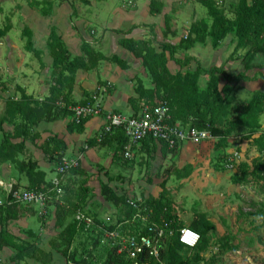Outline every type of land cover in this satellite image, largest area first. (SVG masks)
<instances>
[{
	"label": "trees",
	"instance_id": "trees-1",
	"mask_svg": "<svg viewBox=\"0 0 264 264\" xmlns=\"http://www.w3.org/2000/svg\"><path fill=\"white\" fill-rule=\"evenodd\" d=\"M207 10V15L211 19V24L205 20H200L191 25L189 35L180 39L177 44L157 42L154 37L146 40H135L125 37L134 27L128 31L115 32L123 34L120 45L141 61L147 78L152 88H146L141 81H137L134 87L136 98H129L128 102L137 115L145 107H152L158 102H166L169 109V124L181 127H195L198 130L208 131L216 140L214 148L216 150L225 149L228 140L239 137L241 140L249 141L259 154L264 152V130H262L260 117L264 114V93L253 91L246 100H238L237 92L240 82L261 79L264 82V0H237L232 5V16L226 10L218 7L215 0H196ZM162 3L158 0H150V10L159 14L162 11ZM74 13V11H73ZM167 18V17H166ZM234 41L233 51L229 58L236 56L242 65V71L237 74L226 72L222 66H213L204 69L198 62L195 69H186L172 72L168 68L169 61H175L181 68L187 66L192 60L186 56L183 60L176 59L175 54L180 50H189L196 43H204L208 38L212 47L216 48L221 41L227 37ZM48 46L52 58V81L49 88V96L39 100L32 95H28L24 89L18 88V98H8L5 101V110L0 121V161L9 162L15 166L18 173L24 174L27 179V189L41 190L51 186L46 181V173L42 171L37 161L31 158L18 160V155L26 151L25 143L35 144L39 142L41 136L34 131L42 121H54L59 118L73 116L69 107H74L78 103L71 99L75 75L78 70L89 71L95 68L98 63L104 60L116 63L120 68L126 69L124 61L117 56L110 58L95 50L88 44H83L84 56L72 57L65 48L61 36L54 29H51L48 36ZM261 56L260 63L256 58ZM255 71L249 76L248 72L254 68ZM207 74L208 79L204 87H200L199 78L201 74ZM91 96H88L83 103H91ZM91 117L81 118L76 121L74 118L67 123L68 132L81 133L84 124ZM6 122L11 125V131L5 130L2 126ZM115 141V152L119 159H123L124 148L127 138L121 129L105 136L101 141L93 138L88 141V146L94 144H106ZM145 144L153 142L147 138ZM164 147H166L164 145ZM66 144L56 136L48 137L40 146L45 158L53 162L57 167L62 165V155L66 151ZM226 162V161H225ZM224 162V166H225ZM69 171V172H68ZM63 174L57 173L62 187V196L59 201L50 202L54 206V228L58 231L55 237L50 238L49 245L56 253L65 258L67 264H84L83 255L89 250L86 246L88 241L96 243L101 231L96 227L85 228L78 223L74 217L68 221L76 211L84 212L87 199L91 189L86 186L87 177L80 179L77 183L78 194L74 199L72 186L75 182H69L71 186L65 184V174L68 172L74 175L82 174L78 167L70 168ZM166 172H170L168 169ZM261 181L264 179V160L259 155L250 163L240 162L238 171L231 176L233 184H244L247 178ZM167 180L160 184L161 191L157 197H148L140 203L128 205L127 216L141 212L146 215L149 222L157 225L166 224V230L172 231V235L166 234L161 242L158 259L150 257L147 253L140 254L136 259V264H188L183 259L180 250L183 245L178 241V230L189 227L200 235L197 248H204L205 237L213 224L203 215H196L190 225H185L178 213L171 206L166 189ZM101 194L108 202L117 203L124 201V195H116L106 184L101 185ZM17 203L10 202L0 206V250L3 247L11 248L15 251L14 261H21L27 257L34 256L35 251L29 252V246L33 243L21 241L6 229L9 220L18 218ZM85 213V212H84ZM87 214V213H86ZM89 215V214H87ZM90 216V215H89ZM92 217V216H91ZM97 224L101 220L92 217ZM113 226L107 227L113 230ZM146 233L147 225L133 227L131 232ZM86 234L82 242L74 245L78 234ZM100 241V240H99ZM29 245V246H28ZM195 247V248H196ZM82 249L79 253L78 249ZM104 264H135L125 253H117L114 247ZM50 260V254L48 255Z\"/></svg>",
	"mask_w": 264,
	"mask_h": 264
},
{
	"label": "crops",
	"instance_id": "crops-1",
	"mask_svg": "<svg viewBox=\"0 0 264 264\" xmlns=\"http://www.w3.org/2000/svg\"><path fill=\"white\" fill-rule=\"evenodd\" d=\"M62 1L63 2H59L57 5L53 4L50 12L46 13V15H40L36 10L29 16V21H31L33 24L36 23V30H34L33 24L30 23L28 25L29 30L32 33V49L36 52V54L45 53V51L38 46V42L36 40L37 35L39 33L42 34V41L44 42L45 49L48 50L49 32L51 29H54L55 32L61 36L65 48L69 51L72 57L84 56V51L82 48L83 44L90 45L92 48L101 52L108 58L117 56L119 59L125 62L127 66L126 69L120 68L116 63L104 60L98 63V65L92 70H78L75 75L71 99L79 104L83 103V101H85L88 96L95 95L104 112L113 111L125 116L133 115L134 111L131 108L128 99L136 98V94L134 92L136 82L138 80L141 81L146 88H152V85L147 80L148 78L141 65V61L135 58L120 45V39L123 38L124 35L115 31L120 30L122 32H126L131 27H134L125 37H131L138 41L154 37L157 42H166L175 45L180 41L176 28V24L179 22L180 14L178 15L177 13L179 12L178 10L180 8L186 7L187 2H185V0H158L162 3L163 7L161 13L155 14L150 10V0H130L128 5L125 7L126 12L127 10L129 12L122 14V26H110L109 24H106L102 34L96 41L93 42L91 38H89L85 33V25L88 23V21L79 18V16H74L73 18L71 16L72 7H70L71 5L68 6L70 0ZM83 1L85 4H90L91 0ZM188 10H191V25L200 20H205L208 25L211 24V19L209 16L199 19L197 9L189 8ZM140 16L141 18L139 19ZM43 23L45 25H42ZM43 27H45V29ZM170 36L172 37L171 39ZM223 41H226L227 48L230 45L234 46V41L231 37H227ZM223 41H221L219 45L214 48L211 46L210 41L207 38L204 43L198 42L189 49L192 50L195 48V46H199L197 47L199 53H192L186 56L192 58L190 62L201 61L200 58L202 57V52L204 49H206L205 45L209 44L210 48H212L211 50H216L215 54H219L221 56L222 60L219 66H222L223 69L228 73L237 74L243 69L240 61L236 57L241 53L238 52L233 57V59L229 58L233 51L232 48L231 53L225 56L227 58L224 59L222 52L217 51ZM189 50H186V52ZM49 58V63L42 59V66H40L41 68L39 67L40 69L35 72L32 77H28L25 83L21 85V88L24 89L28 95H32L34 98L39 100L49 96V88L53 84L52 58ZM170 62L175 63V61H169L168 68L170 67ZM200 65L204 69L213 67L211 66L206 68L204 67L205 65L201 63ZM231 66L236 68L235 71L237 72H232L227 69V67L229 68ZM176 67L177 68L173 69L172 72L185 70L183 69L185 67L181 68L178 64H176ZM191 70H193V68H191ZM248 75L251 76L253 74L248 72ZM260 80L261 79L240 82L239 89L250 87L251 91H249V96L253 91H260L264 93V83L262 84V81ZM254 87H260V89L263 91L260 89L254 90ZM70 108L71 107H69V110ZM72 118L73 116H68L54 121H42L37 127L34 128V131L38 132L41 136L39 142L32 144L31 142L27 141L25 143L26 155L28 158L37 161L39 168L46 173L47 182L52 181L57 176L56 170L58 167L53 162H50L45 158L40 146L44 140L52 136H56L66 144L67 148L62 155V159L66 161L76 160L79 168L83 171L82 174L77 176L69 173V177H72V181L70 182L77 183L80 179L87 177L88 180L86 186L92 189V191L93 188L100 187L102 184L108 185L118 196V188H131L132 190L128 191L127 194H130V192H133L134 190L136 192V189H139L140 193L138 199L143 200L150 196L157 197L161 191L160 184L164 179L167 180L165 187L169 192V186L171 183L169 178L172 175L182 179L183 181L190 180L191 176H193L189 174V172H185L183 169H181L182 166L180 165L185 163V159L190 155L188 152V143L180 144L173 150H169L161 143L153 141L145 144V141H143L141 145L132 147V157L130 159H125L123 157V160L119 159L117 153L115 152V141H111L106 144H94L92 146H88V141L96 138L102 129V126L105 122L102 115L91 117L84 124V129L81 133H70L67 131L66 125L71 121ZM200 152H202L201 149L196 151V153H199V155H197L198 157H200ZM168 168H171L169 174L168 172L166 173L167 175H170L169 177L164 175L159 176L160 171L162 172L164 169L168 170ZM49 171H53L51 178H48L47 172ZM14 174H16L15 169L11 167V163L0 161V198H2L5 193L3 186L8 187L11 185L13 187L12 183H9L8 180L6 181L4 179V176L13 177ZM123 176L125 179H123ZM158 176L160 178H158ZM121 181L124 182L121 183ZM22 184L26 186L28 185L27 179H25V177L23 178ZM217 187V183L213 180L198 179L197 189H200L198 190V193H200L204 198H208L207 196L209 194V196H211V191H213L212 189H216ZM235 187L236 184L228 188L231 190ZM92 204V202L87 201L85 209L91 210L92 212L101 213L103 211L105 212L108 207L106 204H96L93 207ZM44 207L46 208L48 214L52 215V222L54 225V206L52 204H45ZM175 211L178 213L181 221L185 225H190L196 215H203L207 220L212 222L210 216L208 215L209 211L206 207L205 201L198 203V207H196L195 212L180 213L177 208ZM31 215L32 213L23 214L20 212L17 219L9 220L7 222L6 229L9 233L13 234L21 241L33 243L31 239L26 238L29 234L27 232L28 229L26 226L28 220L31 218ZM102 218L103 220L101 222L104 223L106 227L113 226V230L119 232L122 235L129 234L133 227L137 228L140 224L146 226L149 223H153L149 222L147 216L141 214V212H137L136 214L131 215V217H128L125 214H117L116 216L111 217V220L109 219V221L105 219V215L102 216ZM115 220L118 221L111 223ZM45 232V228H41L39 232L30 231V235L33 236L34 234L35 238L38 236L40 238V243L36 242L30 244V246L28 245V250L35 251L36 254H34V256L27 257L24 260L17 262L13 260L15 258V251L11 248L3 247L0 250V264H58V254L52 250L49 245V241L43 242L44 240L42 237L44 236ZM102 234L103 233H100L101 239H103ZM104 240V244L109 245V241L107 239ZM49 254L50 260H48ZM182 258L185 259L183 256ZM106 259L107 255L103 257V260Z\"/></svg>",
	"mask_w": 264,
	"mask_h": 264
},
{
	"label": "rangeland",
	"instance_id": "rangeland-1",
	"mask_svg": "<svg viewBox=\"0 0 264 264\" xmlns=\"http://www.w3.org/2000/svg\"><path fill=\"white\" fill-rule=\"evenodd\" d=\"M129 1L130 0H91L90 4H85L83 0H70L68 6L71 5L70 7H72L71 16L73 18L74 16H79V18L88 21L85 25V33L94 42L102 34L106 24H109L110 26H122V14L129 12L128 10L126 12L125 9ZM195 1L196 0H185V2H187L186 7L178 10L179 12L177 14L180 15L176 28L179 39L185 38L189 35V29L191 27L190 23L192 22V17L190 15L191 10L189 11V8L197 9L199 19L208 16L206 8ZM59 2L63 1L0 0V121L2 120L5 110V101L8 98H18V88L25 83L28 77H32V75L41 68L42 59L47 63L50 61V48L48 50L45 49L41 33L37 35L36 40L38 46L42 48L45 53L36 54L32 49V33L28 27L31 23V21H29V16L36 10L40 15H46V13L50 12L53 4L57 5ZM215 2L218 7L226 10L227 14L232 16L231 7L237 2V0H215ZM170 17L168 18L171 19ZM35 25L36 23L33 24L34 30H36ZM42 25L45 24L43 23ZM43 28L45 29V27ZM171 38L172 37L170 36V39ZM205 46L206 49L202 52L203 58L201 57V61L199 62L204 64V67L206 68L215 65L219 66L222 60L221 56L219 54L216 55V50H211L212 48H210L209 44ZM197 47L199 46H195L194 49L189 50L188 52L180 50L175 58L183 60L188 54L199 53ZM226 48V41H223L217 50L222 52L224 59L227 58L225 56L231 53L233 45H230L227 49ZM239 53H243V51H240ZM260 58L261 56L256 58L257 63H260ZM197 63L198 62L196 61L190 62L183 69L186 70L188 68H193L194 70ZM169 68L173 71V69L177 67L174 62H170ZM227 69L232 72H237L235 71L236 68L232 66L229 68L227 67ZM258 70L259 69L256 67L250 71V74H254V72ZM262 71L264 72V70ZM207 79L208 76L205 73L200 76V87L205 86ZM263 83L264 82L262 81V84ZM260 87H254L253 89L259 90ZM249 91H251L250 87L239 89L237 92V99H248ZM260 122L262 130H264V114L260 117ZM2 127L7 131H11L12 129L11 125L6 122L3 123ZM1 138L2 135L0 133V140ZM215 142L216 140L214 138L205 141L186 142L189 146L188 152L190 155L185 159V163L180 165L182 166L181 169L185 172H189V174L193 176L190 175L191 178L187 181H183L174 175L169 178L171 183L169 186L168 199L171 206L175 209L177 208L180 213L195 212L198 203L205 201L206 207L209 211L208 215L213 224V228L209 229L205 237V246L202 250L197 247L190 249L183 246L180 250V254H182V256L188 261V264H264V179L261 181H255L248 177L244 184H236V187L231 190L228 188L234 186L231 181V176L238 171V164L240 162L250 163L259 155L264 160V152L259 154L255 146L249 141L241 140L239 137L229 139L228 145L225 149L216 150L214 148ZM199 149L203 152H200V157L197 156L199 153H196ZM231 158L233 160L235 159L233 162L234 167L227 169L224 166V162ZM27 159L29 158L26 155V152L18 155V160ZM11 167L15 169L13 164H11ZM76 167H78V164L72 168ZM165 170L167 169H164L162 172L160 171L159 176L164 175L169 177L170 175H167ZM65 171H68V169ZM52 172L53 171L47 172L48 178L52 177ZM68 172L65 174L64 185L70 187L71 184H69V182L72 181V177H69ZM15 173L16 174H14L13 177L4 176V179L6 181L8 180L9 183H12L13 189L15 190L27 189V186L22 184L23 178L25 177L24 174L19 173V175L16 169ZM124 176L123 179L126 177ZM159 176L158 178H160ZM198 179L213 180L217 183L218 187L212 189L211 196H209V194L207 196L208 198H204L198 193V190H200L197 189ZM123 182L124 181H121V183ZM77 184L78 183H76L75 186H72L74 199L78 194ZM131 190V188H118V194L124 195L123 197H125L124 201L111 203L101 194V186L95 187L93 188V191L91 189L92 192L89 194L87 201L92 202L93 207L96 204H106L108 207L105 212L103 211L101 213L92 212L91 210L86 209L83 211L101 221L103 220L102 216L104 215L105 219L108 221L111 217H114L117 214L127 215V211L129 210L127 207L128 205H132L131 203L135 202L140 203V201L144 200L138 199L140 193L139 189H136V192L134 190L133 192H130V194H127L128 191ZM4 196L5 193L3 198ZM54 201V199L48 200L46 204H51L50 202ZM16 203L17 211L23 214L32 213L26 226L28 229L27 232L29 233L26 237L27 239H31L34 243H40L39 236L35 238L34 234L33 236L30 235V231L39 232L41 228H45L46 230L42 237L44 240L43 242H48L50 238L57 235L58 231L54 228L52 215L48 214L45 207L38 204ZM73 217L74 215L70 217L68 221H71ZM116 221L118 220L110 222L115 223ZM85 237L86 234L84 233L78 234L74 241V245L82 242ZM86 246H89V250L83 255L84 264H104L103 257L107 255L108 258L114 251V247L101 242V237H98V241L92 245L91 242L88 241ZM31 251L32 250H29V252ZM81 251V248L78 249L79 253ZM117 253L119 252L117 251ZM57 257L58 264H67L65 258L60 254H58ZM160 264H166V261L164 260Z\"/></svg>",
	"mask_w": 264,
	"mask_h": 264
},
{
	"label": "built area",
	"instance_id": "built-area-1",
	"mask_svg": "<svg viewBox=\"0 0 264 264\" xmlns=\"http://www.w3.org/2000/svg\"><path fill=\"white\" fill-rule=\"evenodd\" d=\"M92 102L78 104L71 109L73 118L78 121L81 118L94 117L102 115L104 124L97 135V140L101 141L105 136L121 129L127 138V144L123 157L130 159L132 157V147L139 146L147 139L151 138L154 142L161 143L167 149L173 150L178 145L186 142H198L213 139L212 135L206 130H198L195 127H181L169 124V109L166 102H158L152 107H145L137 115L125 116L117 112L106 111L98 103L95 95L91 96ZM235 160V159H234ZM234 160L231 158L225 162V167L231 169L234 167ZM77 166L76 160H63L62 165L57 168L58 173L63 174L65 170ZM51 186L46 189L34 190L23 189L15 190L11 185L3 188L5 190L4 198H0V206L10 202H22L26 204H38L44 207L48 200L59 201L62 196V187L60 180L56 176L51 182ZM135 208L137 206L131 203ZM74 219L85 226V228L96 227L101 231L102 243L104 239L109 241V246L116 247L119 253H125L126 256L135 261L138 256L147 253L150 257L158 259L161 242L166 234L172 235V231H167L166 224L157 225L149 223L146 233H132L122 235L117 231L109 230L104 223L97 224L94 219L84 212L76 211ZM178 241L183 246L193 249L199 241L200 235L189 227H183L178 230Z\"/></svg>",
	"mask_w": 264,
	"mask_h": 264
}]
</instances>
